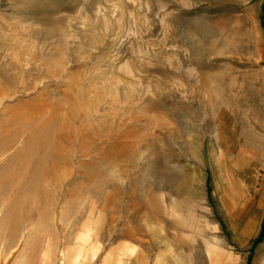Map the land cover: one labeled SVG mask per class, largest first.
Instances as JSON below:
<instances>
[{"label": "rangeland", "instance_id": "obj_1", "mask_svg": "<svg viewBox=\"0 0 264 264\" xmlns=\"http://www.w3.org/2000/svg\"><path fill=\"white\" fill-rule=\"evenodd\" d=\"M263 191L255 0H0V264H248Z\"/></svg>", "mask_w": 264, "mask_h": 264}, {"label": "crops", "instance_id": "obj_2", "mask_svg": "<svg viewBox=\"0 0 264 264\" xmlns=\"http://www.w3.org/2000/svg\"><path fill=\"white\" fill-rule=\"evenodd\" d=\"M255 1L257 5V10L260 13V19H261V25H262V18L264 19V0H255ZM240 184L241 186H243L242 183ZM238 186H239V183H238ZM243 188L245 187L243 186ZM243 188L242 190L244 191ZM243 193L242 195L240 193L239 198L242 199L240 202H239V199H235L236 201L234 200L235 202L233 203V209L231 212L233 213L235 210H237L235 214L236 215L235 219L238 221L237 223L239 226L237 225V227L241 230L240 235L243 237V239H240L242 241V244L250 245V244H253L254 241L258 238L261 232L262 224L264 222V191L260 192V195L254 199L253 198L249 199L248 197H245ZM207 247H208V250H212L211 244L207 243ZM258 247L262 249L261 250L262 254L259 256V259L264 261V242L258 245ZM169 249L171 250L172 247H170ZM178 252H179L177 253L178 256L173 255V257H171V259L173 258L174 260H177L176 264H178L179 259L185 256V253L181 251L180 248ZM181 254L182 256L180 257ZM259 264H263V263L261 262Z\"/></svg>", "mask_w": 264, "mask_h": 264}, {"label": "trees", "instance_id": "obj_3", "mask_svg": "<svg viewBox=\"0 0 264 264\" xmlns=\"http://www.w3.org/2000/svg\"><path fill=\"white\" fill-rule=\"evenodd\" d=\"M262 25L264 26V19L262 18ZM264 242V222L262 224V228H261V232L258 236V238L254 241L253 243V248L251 249L250 251V257H249V260H248V264H251L252 263V260H253V255H254V250L255 248L262 244Z\"/></svg>", "mask_w": 264, "mask_h": 264}, {"label": "bare ground", "instance_id": "obj_4", "mask_svg": "<svg viewBox=\"0 0 264 264\" xmlns=\"http://www.w3.org/2000/svg\"><path fill=\"white\" fill-rule=\"evenodd\" d=\"M18 230V229H17Z\"/></svg>", "mask_w": 264, "mask_h": 264}]
</instances>
